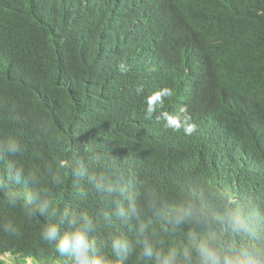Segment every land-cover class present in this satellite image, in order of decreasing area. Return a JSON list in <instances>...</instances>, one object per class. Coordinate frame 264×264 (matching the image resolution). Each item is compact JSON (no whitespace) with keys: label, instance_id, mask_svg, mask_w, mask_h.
Here are the masks:
<instances>
[{"label":"trees","instance_id":"obj_1","mask_svg":"<svg viewBox=\"0 0 264 264\" xmlns=\"http://www.w3.org/2000/svg\"><path fill=\"white\" fill-rule=\"evenodd\" d=\"M112 9L133 21L126 25L133 44L110 62L106 46L124 31L122 22H103ZM142 56L159 75L150 84L130 80ZM163 87L173 91L165 110L187 106L196 124L191 135L145 117L144 97ZM8 139L22 151L12 157L0 150V181L14 165L36 172L40 185L0 187V255L69 264L58 240L41 238L49 222L67 230L68 211L96 218L92 236L106 252L110 236L125 237L126 264H137L135 233L116 217L98 216L111 206L75 174L81 166L106 171L115 163L131 191L143 182L172 201L211 187L253 220L264 218V0H0V143ZM43 189L54 217L34 201L25 207L24 197ZM8 191L19 193L16 206L6 203ZM147 218L155 239L183 238L165 236L159 218ZM6 223L17 233L4 232ZM221 236L237 245L247 239Z\"/></svg>","mask_w":264,"mask_h":264},{"label":"clouds","instance_id":"obj_2","mask_svg":"<svg viewBox=\"0 0 264 264\" xmlns=\"http://www.w3.org/2000/svg\"><path fill=\"white\" fill-rule=\"evenodd\" d=\"M103 22L111 27L122 22L124 26L121 37L106 46L108 59L112 62L122 49L133 44L126 34V25L133 21L122 10L112 9ZM133 32L136 33V30ZM119 71L127 73L128 69L126 65L120 64ZM158 76L148 59L142 56L141 62L136 63L130 80L150 84V79ZM215 76L216 72L209 73L212 79ZM172 95L173 91L168 87L149 91L144 97L145 117L154 118L157 123L173 132L183 130L191 135L196 130V124L192 122L186 105L179 107L174 113L164 109L166 98ZM0 150L15 157L22 148L15 139H8L0 143ZM64 166V162L60 161L58 167ZM75 174L87 183L101 203L111 206V210L102 208L98 216L105 221L116 217L135 233L137 264H264V218L253 220L230 197L217 189L209 187L199 193L187 189L181 192L178 201H172L163 191L143 182L137 184V192L131 191L129 182L115 163L106 171L81 166L75 170ZM56 179L58 183L61 182L59 177ZM22 181L40 185V177L36 172L10 165L6 181H0V187L5 182L19 184ZM141 194L142 202L138 200ZM18 199L19 193H6V203L16 206ZM24 201L25 207L34 201L42 215H56L47 189L27 194ZM149 212L161 221V233L170 236L182 232L183 238L171 243L155 239L156 232L151 226V220L147 218ZM63 222L67 230L62 234L56 223L49 222L43 227L41 238L49 244L58 240L56 251L61 257H67L69 264H126L130 245L125 237L110 236V251L106 252L92 236L97 230L96 218L87 213L77 215L66 211ZM3 231L15 234L18 229L14 224L6 223ZM221 231L226 232L233 240L242 236L247 239L239 245L230 243L222 238ZM14 259L7 254L0 256L4 264H14Z\"/></svg>","mask_w":264,"mask_h":264},{"label":"rangeland","instance_id":"obj_3","mask_svg":"<svg viewBox=\"0 0 264 264\" xmlns=\"http://www.w3.org/2000/svg\"><path fill=\"white\" fill-rule=\"evenodd\" d=\"M8 256H11V257H14V264H34V261H32L31 259L29 258H22V257H19L18 255H14V254H11V253H6ZM5 254L3 255H0V256H4Z\"/></svg>","mask_w":264,"mask_h":264},{"label":"bare ground","instance_id":"obj_4","mask_svg":"<svg viewBox=\"0 0 264 264\" xmlns=\"http://www.w3.org/2000/svg\"><path fill=\"white\" fill-rule=\"evenodd\" d=\"M167 24V23H166ZM186 26V25H185ZM189 26V25H188ZM188 29V28H187ZM191 30V29H190ZM190 30H189V32H190ZM188 31V30H187Z\"/></svg>","mask_w":264,"mask_h":264}]
</instances>
